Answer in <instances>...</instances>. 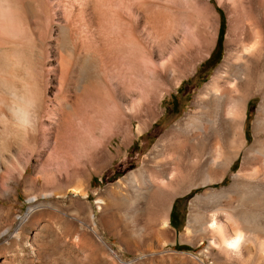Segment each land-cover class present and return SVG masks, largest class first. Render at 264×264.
Masks as SVG:
<instances>
[{"label": "rangeland", "instance_id": "1", "mask_svg": "<svg viewBox=\"0 0 264 264\" xmlns=\"http://www.w3.org/2000/svg\"><path fill=\"white\" fill-rule=\"evenodd\" d=\"M103 2L105 3H101L103 6L100 5L99 9L88 4V0H43L46 57L41 76L48 93L40 122L37 154L28 164L29 175L25 176L28 178L27 182L23 179L15 183L12 179L11 185L9 184L11 193L8 198L0 196V207L9 211L14 219L17 216L23 217L28 212V198L34 196L38 199L34 203L36 208L20 227L19 237L0 240V264H111L112 254L117 256V264H252L236 257L226 259L217 250L209 251L208 242L201 243L192 234L183 241L180 237L187 229L190 204L194 198L209 188L229 186L231 175L239 168L240 160L234 162L223 182L190 192L185 188L176 192L168 203V231L157 235L159 239L149 237L143 231L146 228V211L143 213L138 210L143 205L141 194L134 199L132 206L123 207L124 216L138 221L136 228L132 229L130 225L129 231L132 229L137 232L142 229L137 234L134 232L136 241L139 240L138 245L137 242H126L125 232L128 227L124 223L119 224V233H114L101 223L100 215H107L108 212L105 208L98 209L97 203L101 199L105 206H110L106 190L141 168L152 157L151 151L156 141L191 109L194 96L220 69L225 58L230 57L231 63L237 62L246 45L252 46L255 35L259 33L263 37L264 0H190V7L171 10L167 29L161 28V33L160 29L156 31L144 19L150 15L151 18L156 17V9H146L148 12L145 7L139 9L141 4L137 0ZM54 21L69 29L70 40L76 44L79 60L84 55H89L92 61L94 58L97 62L98 69L106 79L107 95L104 104L98 105L94 101L75 102L71 88L63 85V75L59 69L61 66L57 62L59 50L55 47L58 35L51 24ZM221 21L223 31L218 43ZM126 23L135 24L141 43L153 46L157 55L168 50L172 60L170 67H173L170 68L172 73L169 77L159 80V96L155 103H151L155 114L142 118L140 132H137V120L129 123L126 116L121 113L119 115L118 112L119 108L133 100V94L140 95V89L146 82L140 80L137 73L139 70H135V67L133 69L130 60L131 63L134 62L129 54L125 56L120 51L117 53V50L111 54V51L106 52L113 34L121 36ZM208 39L212 41L210 48L192 59L190 56L194 47L201 40ZM10 49H7L6 54L9 53L7 56L12 58L13 66L17 64L16 69L11 66L13 72L9 69L12 76L16 77L13 78V83L16 82L14 84L19 85L18 87L23 84L27 86L26 80L30 79L33 70L31 50L28 47ZM19 55L24 57H20L21 62ZM10 57L8 58L11 59ZM184 59L189 61L187 67L182 65ZM75 75H72L73 79ZM64 94L78 111L74 122L65 117L55 98ZM259 102L260 98L256 96L248 99L244 122L248 144L252 142V124ZM67 122H70V127ZM123 129H127L129 138L125 139ZM70 148L75 154L78 166L75 167L81 171L79 181L75 184L68 183L65 173L68 165L65 164L64 157L66 150ZM37 171L54 172L59 177L57 183L60 190L51 185L46 186L47 183L40 177L35 179ZM73 185L82 187L86 196L83 198L80 194L71 193ZM44 193L50 195L41 198ZM252 195L255 199L253 192ZM91 209L96 222V233L91 229ZM4 220H0V228ZM97 236L102 238L104 244ZM149 239L153 240L152 245L161 253L150 256L146 250Z\"/></svg>", "mask_w": 264, "mask_h": 264}, {"label": "bare ground", "instance_id": "2", "mask_svg": "<svg viewBox=\"0 0 264 264\" xmlns=\"http://www.w3.org/2000/svg\"><path fill=\"white\" fill-rule=\"evenodd\" d=\"M137 1L141 4L139 9L145 7V10L156 9L157 13L159 12L155 14L156 17L151 18L150 15L148 18L146 15L147 17L143 18L156 31L160 29V33L163 32L161 28L167 29L173 8L180 10L192 5L190 0ZM101 3L105 2L88 0V4L94 8H99ZM44 15L43 0H0V196L3 198H8L11 193L9 184L12 179L15 183L23 179L27 182L28 178L25 176L29 175L28 164L37 154L40 122L45 112L48 93L41 76L46 57ZM51 24L58 35L55 47L59 50L57 62L59 67L61 66L59 69L62 71L63 85L71 88L75 102L94 101L98 105L104 104L107 85L103 72L96 65L97 62L94 58L93 62L86 52L88 57L84 55L79 60L76 44L70 40L69 29L55 21ZM124 26L121 36L113 34L111 43L106 46V52L111 51V54L117 50V53L120 51L125 56L129 54L134 63H131L128 56L127 59L133 69L135 67V70H139L137 73L140 80L146 82L140 89V95L133 94V100L119 108L118 112L119 115L121 113L126 116L129 123L137 120V132H140L142 118L155 114L151 103H155L159 96V80L166 79L172 73V60L168 50L157 55L153 46L141 43L134 23H126ZM255 36L252 46L246 45L237 62L231 63L230 57L225 58L220 69L194 96L191 109L156 141L151 151L152 157L150 156L141 168L106 190L110 206L107 207L103 200H98V209L105 208L108 212L107 215H100L101 223L114 233H119V224L124 223L128 227L125 232L126 242H137L138 245L139 240L136 241L135 233L142 231L132 230L137 226V219H128L123 215V207L132 206L138 195L143 196V205L138 207V210L146 211V228L143 231L148 233L149 237L158 238L157 235L168 231V203L176 192L183 188L190 192L199 187L221 183L234 162L240 160L239 168L231 175L229 186L221 189L209 188L194 198L190 204L187 229L180 237L183 241L192 234L199 242H208L209 251L217 250L226 259L236 257L252 264H264V32L263 37H260L259 33ZM211 42V39L201 40L198 46L194 47L190 57L193 59L199 56L211 46ZM14 47L15 50L16 47H28L31 50L32 62H28L32 63L33 70L30 69L31 77L25 82L28 87L25 84L18 87L19 85L14 84L16 82L13 83V78L16 77L12 76L13 73L11 74L9 69L13 72L11 66L14 63L12 64V58L7 56L9 53H6L7 49ZM21 58H17L19 62ZM27 58L24 59L26 62ZM188 63L189 61L184 59L182 65L187 67ZM13 67H17V64ZM74 73L76 75L73 79ZM19 77L17 79H20ZM253 96L259 97L260 102L252 124V142L248 144L244 122L248 99ZM55 98L65 117L74 122L77 119L75 114L78 113L75 105L67 100L65 94ZM122 132L125 139L129 138L127 129ZM65 153L68 183L75 184L79 181L81 171L75 167L76 158L71 148ZM35 177L42 178L47 183L46 186L51 185L56 190L60 187L57 183L59 177L54 172L37 171ZM70 190L74 195L80 194L83 198L86 196L80 186L73 185ZM49 195L44 193L41 198ZM37 199L38 197L34 196L28 198V212L25 216H17L14 219L9 211L0 207V220L5 219L0 228V240L5 237H19V229L36 208L34 203ZM89 217L92 222L91 229L96 233L92 209ZM97 237L104 244L102 238ZM151 242L152 239L147 241L146 249L150 256L161 253ZM110 263H118L115 254H112Z\"/></svg>", "mask_w": 264, "mask_h": 264}, {"label": "trees", "instance_id": "3", "mask_svg": "<svg viewBox=\"0 0 264 264\" xmlns=\"http://www.w3.org/2000/svg\"><path fill=\"white\" fill-rule=\"evenodd\" d=\"M222 31H223V21H221V24H220V31H219V35H220V38L218 40V43L220 42L221 40V37H222ZM173 215V214H172Z\"/></svg>", "mask_w": 264, "mask_h": 264}]
</instances>
